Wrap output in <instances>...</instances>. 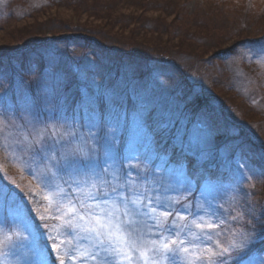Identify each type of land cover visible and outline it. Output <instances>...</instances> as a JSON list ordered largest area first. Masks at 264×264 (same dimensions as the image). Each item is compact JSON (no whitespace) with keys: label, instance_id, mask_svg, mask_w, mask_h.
I'll return each instance as SVG.
<instances>
[{"label":"snow or ice","instance_id":"snow-or-ice-1","mask_svg":"<svg viewBox=\"0 0 264 264\" xmlns=\"http://www.w3.org/2000/svg\"><path fill=\"white\" fill-rule=\"evenodd\" d=\"M259 54L264 56V47ZM30 71L38 78L47 72L48 79L36 91L21 82L18 87L24 91L19 108L9 104L12 84L5 88L0 76V111L4 114L0 121L7 117L14 123L19 118L31 128L32 136L31 141L25 136L3 147L19 151L18 159L50 192L44 197L49 203L44 214L36 209L44 228L50 229L48 219L59 221L57 235L75 244L66 250L64 241L57 243L51 230V250L36 243L42 235L40 225L34 222L23 195L0 186V232L9 223L23 224L33 236L32 247L21 251L15 264L21 260L23 264H66V258L80 264H264V253L257 250L264 243V220L254 210H249L250 219L244 225L252 226L251 233L225 244L221 232L213 231L226 220L223 205L213 204L220 190L211 197L204 192L210 183L204 165L213 156L221 130L210 109L202 108L194 116L188 112L198 94L184 91L178 70L154 68L139 78L134 71L126 76L123 90L134 125L127 135L120 130L128 131L130 117L128 112L121 115L124 103L116 99L115 89L81 88L80 99L71 109L73 124L67 125L66 77L57 71L55 56L46 63L42 58ZM164 71L167 80L157 74ZM49 119L63 120L60 127L71 130L58 131ZM3 131L0 126V134ZM78 140L84 147L73 146ZM197 191L207 208L191 205V194ZM205 215L213 223L205 224ZM231 220L237 221V216ZM28 238L18 230L5 233L0 239V256L7 255L2 251L6 245L23 249L17 241Z\"/></svg>","mask_w":264,"mask_h":264},{"label":"rangeland","instance_id":"rangeland-1","mask_svg":"<svg viewBox=\"0 0 264 264\" xmlns=\"http://www.w3.org/2000/svg\"><path fill=\"white\" fill-rule=\"evenodd\" d=\"M48 41L45 55L55 56L57 71L66 77L65 108L77 87L79 91L88 85L93 91L96 87L115 89L119 101L127 97L124 82L133 71L139 78L154 68L178 70L184 91L198 94L197 100L203 101L199 110L210 109L221 130L213 156L205 163L209 176L214 157L226 162L220 172L226 181H210L204 189L209 197L218 189L221 192L213 204L223 205L226 223L213 231L221 232L220 239L225 244L251 233V225L244 227L250 219L249 210H254L257 218L264 211V56L259 54L264 47V0H0V76L5 88L11 74L21 68L17 51L31 48L34 42ZM11 52L14 56L5 57ZM36 61L40 60L33 54L31 69L36 67ZM157 74L161 80L168 79L166 71ZM23 76L20 83L24 87L35 85L36 90L48 79L47 72L42 78L32 71ZM20 83L14 84L13 100H8L18 108L24 91L18 87ZM190 110H194L192 104L188 106ZM47 122L56 124L58 131L71 130L60 127L65 124L63 120ZM66 123L73 124L71 117ZM129 125L130 132L134 127L131 116ZM0 126L4 128L0 134V186L23 195L34 222L40 225L42 235L36 243L51 250V230L57 243L63 240L62 247L71 251L75 240L69 242L70 238L57 235L60 222L48 219L50 229H46L36 212L39 208L44 214V208L49 207L44 197L50 192L18 159L22 156L19 151H5L3 147L25 136L31 141V128L19 118L13 123L7 117ZM238 131L243 132L244 143L237 140ZM73 146L84 147L79 140ZM190 200L193 208L197 204L208 207L200 191ZM233 215L237 216L235 222L231 220ZM191 219L189 216V223ZM204 222L213 223V218L205 215ZM14 230L29 238L17 241L23 249L6 245L2 251L7 255L0 256L2 264H15L21 251H28L33 245V236L23 224L5 225L0 239ZM193 231L199 232L194 227ZM66 264L80 262L66 258Z\"/></svg>","mask_w":264,"mask_h":264},{"label":"trees","instance_id":"trees-1","mask_svg":"<svg viewBox=\"0 0 264 264\" xmlns=\"http://www.w3.org/2000/svg\"><path fill=\"white\" fill-rule=\"evenodd\" d=\"M69 39L71 41H74L73 38H72V36H69ZM50 41H48L46 43L34 42V44L30 45L31 48H29V49L21 48V50L17 51L18 55H20V57H21L22 62H21V66H20L21 68L18 69L17 72H15V73L13 72V74H11V76L9 77V82L12 84V89L9 92V95H11V96H9V98L11 100H13V95L12 94L14 93L13 92L14 84H16V85L19 84L20 83V79L24 78L23 74H25L28 71L30 72V70L32 68V64H30V63H31V57L33 56V54L36 55L37 58L40 61L43 58V61L45 63L47 62L49 56L47 54L45 55V53H46L45 50H46L47 44L50 43ZM12 53L13 52L5 54V57H9L10 55H12ZM12 56H14V55H12ZM118 56H121V55L118 54ZM36 64H37V61L35 62V65ZM26 82H28V80ZM32 83H33V81H32ZM30 88H31L32 91H36V86L35 85H33V87H30ZM77 88L75 89L76 91L74 93H71V98H70V100L68 102V105H67V108H66V114H67L68 117H71L72 116L71 109H72V106H73V102L74 101H78L80 99V91ZM126 100H127V97H125L124 100H119V102L124 103V107L122 109H119V111L121 112V115L122 116H123V114L125 112H128L129 117H130L131 116L130 105L127 103ZM202 105H203V101L202 100H200V99L199 100H196V102L192 104V106L194 107V110H190L188 112L191 115L194 116L195 114H197L200 111L199 109H200V107ZM13 107L18 108V106H17L16 103L13 104ZM68 113H69V115H68ZM129 128H130V125L128 124V131H126L124 128H121L120 131H121V133H124L125 135H127V134H130ZM64 131H67V129L64 130ZM242 138H244L243 132L242 131H238V138H237V140L239 142H241V143H244ZM249 145L250 146H253L250 143H249ZM210 163H211V167H212V171L213 172L208 176L209 180L212 183H216L218 181H226L227 178L225 176L221 178V175H220V172L223 171L222 167H224L223 165L226 162L223 161L222 159L218 158V157H214L211 160ZM204 166H205V168H207V165H204ZM194 195H195V193L192 195L191 199L194 198ZM263 213H264V211H263ZM258 218H259V220H264V216H262V215L260 217H258ZM256 227H258L259 229H261V226L259 224ZM257 250H258L259 253L264 252V243L258 244L257 245Z\"/></svg>","mask_w":264,"mask_h":264}]
</instances>
